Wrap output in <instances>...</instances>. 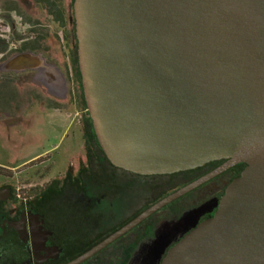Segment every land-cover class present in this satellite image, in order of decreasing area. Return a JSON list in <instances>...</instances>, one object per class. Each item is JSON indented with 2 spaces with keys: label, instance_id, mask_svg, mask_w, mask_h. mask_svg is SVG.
I'll return each mask as SVG.
<instances>
[{
  "label": "water",
  "instance_id": "95a60500",
  "mask_svg": "<svg viewBox=\"0 0 264 264\" xmlns=\"http://www.w3.org/2000/svg\"><path fill=\"white\" fill-rule=\"evenodd\" d=\"M73 15L87 110L114 166L153 175L226 161L67 264L237 163L214 214L161 264H264V0H74ZM168 235L153 240L157 257Z\"/></svg>",
  "mask_w": 264,
  "mask_h": 264
},
{
  "label": "rangeland",
  "instance_id": "374dc122",
  "mask_svg": "<svg viewBox=\"0 0 264 264\" xmlns=\"http://www.w3.org/2000/svg\"><path fill=\"white\" fill-rule=\"evenodd\" d=\"M61 1L62 6L68 11L72 6V0ZM66 29L70 32L75 30L74 18L69 12L66 14L65 21L62 22L56 20L53 14L44 13L34 0H0V108L12 106L11 97L16 99V105L22 104L24 98L29 97H34L37 102L41 101L36 88L39 85L34 88L30 87V90L19 94L14 89L12 81L26 84L32 83L35 78L38 84H42L43 78H46L42 73L48 74V70L56 67L53 64L59 60L70 62L66 70V77L70 81V77L74 76V62L70 57L69 47L75 41V32L73 35L65 37ZM38 36L39 38H37ZM22 46H31L36 50H24ZM34 67L42 68L41 75L37 74ZM26 121L27 119L19 120L16 123L18 127H13L10 131L11 135H14L13 138L16 139L13 140V143H9V138L4 136L3 127L0 126V164L17 165L23 157L27 156L25 154L33 152L37 147L36 144V146L27 147L18 155L15 153L17 135L24 132ZM56 126L55 130L47 128L48 138L39 144V147L50 149L46 161L41 164L33 163L12 168L11 175H14L12 181L16 186L24 190L31 187H43L46 183L61 177L68 169H71V162L77 160L78 152L85 153L80 126H74L70 134L63 138L59 137V130L56 129ZM36 140H40V138ZM42 148L37 149L41 150ZM115 173L119 187L111 189L110 186L102 188L90 186L88 188L90 194L100 198L97 210L103 215V229L119 225L143 208L148 200L154 199V192L148 187L147 177L132 175L121 169L115 170ZM9 175L10 173L7 171L5 174L0 173V183L6 180L8 178L6 176ZM170 178L172 177L165 175L162 179V181H167L164 186L166 189L175 182ZM170 181L173 182L170 183ZM206 189L187 194L184 198L185 209L197 204V195ZM181 201L182 199L177 203L179 204ZM170 211L172 212L169 207L160 212L158 216L168 218ZM95 222L96 219L92 217L84 221L78 218L72 231L78 234L86 233L95 226ZM125 249L128 250V247Z\"/></svg>",
  "mask_w": 264,
  "mask_h": 264
},
{
  "label": "flooded vegetation",
  "instance_id": "af4514ba",
  "mask_svg": "<svg viewBox=\"0 0 264 264\" xmlns=\"http://www.w3.org/2000/svg\"><path fill=\"white\" fill-rule=\"evenodd\" d=\"M72 46L73 43L71 48H73ZM70 53L73 55L74 52L70 50ZM85 158L84 153V158L79 161L78 166L75 167L71 164V169L68 170L77 172ZM225 161L226 159L214 160L197 167L200 169L194 173L193 178L185 176L183 172L186 170L165 174L169 177L171 175L175 176L170 178L171 180L174 179L175 182L168 188V193L212 171ZM244 167L245 163L234 164L159 209L155 212L156 214L169 207L172 212L170 211L168 218H160L158 216L154 229L150 227V224L143 228L141 226L142 221L130 231L78 264H161L162 259L171 246L182 239L199 222L214 214L227 185L240 175ZM6 177L8 178L0 183V264H67L134 217L129 220L126 219L127 221L124 220L117 226L103 229V215L97 210L100 198L97 196V200L94 203L90 201L84 203L83 207L80 208V212L83 214L81 218L83 221L89 219V214L96 213L100 218V224L96 227L93 226L86 233L78 234L72 231L73 226H70L69 230L62 227L60 210L57 211L58 217H56L58 223H53L51 217L46 214L41 202L38 200L42 191H44V187H31L24 190L14 184L12 181L14 175L10 174ZM204 188L207 189L197 195L196 200L198 203L185 209V196L195 191L199 192V190ZM181 199V203L178 204L177 202ZM198 208L199 212L195 217L184 221L178 227L172 228L184 214ZM136 228L137 231L132 233V230ZM160 232L163 234L169 232V235L163 252L157 257L155 251L151 250V245ZM142 235L143 237H141ZM138 239L140 240L136 243ZM125 247H128V250Z\"/></svg>",
  "mask_w": 264,
  "mask_h": 264
},
{
  "label": "trees",
  "instance_id": "16d2710c",
  "mask_svg": "<svg viewBox=\"0 0 264 264\" xmlns=\"http://www.w3.org/2000/svg\"><path fill=\"white\" fill-rule=\"evenodd\" d=\"M34 1L43 9L44 13L53 14L55 16V19L58 21H62V22L65 21L66 14H68V12L69 14H72L74 18L73 15L74 0H72V6L70 7V9H68V11H66L64 6H62L61 0L60 1L34 0ZM74 25H75V19H74ZM74 32L75 30L73 32H70L66 29L65 37H69L73 35ZM37 38H39V36ZM22 47H23L22 49L24 50L25 49L36 50L31 46L30 47L22 46ZM72 47L73 48H71L70 45L69 49L72 52H74L73 55L70 53V57L73 59L74 62L73 72H74V76L76 77L75 85L73 86L75 97L78 103L80 104V106H82L83 109L85 110V127H84L83 138H84L86 158L85 161L79 167L77 172H72L71 170H68L61 177L53 179L52 181L46 183L43 186L44 191H42V194L38 198L39 202H41L42 208L46 211V214H48L51 217L53 223H58L56 218L58 217L57 211L58 210L61 211L60 217H62V221H61L62 227L68 228V230L69 227L70 226L72 227L75 221L78 220L75 219L74 217L76 218L83 217L82 212H80L81 210L80 208L83 207V204L88 201L94 203L97 200V196L91 195L88 192V188L90 186L92 187L95 186L99 188L110 186L111 189L116 186L119 187L115 170L121 169L114 166L107 158L94 131L92 120L87 110V105L84 98L83 87L81 83V74L79 71L78 57H77L76 34H75V41L73 42ZM47 155L32 160L25 165H29L33 163L41 164L43 161L47 160L46 158L48 157ZM39 169L37 170L39 171ZM47 169L48 167L46 168V171ZM198 169L200 168L188 170V171L186 170L183 173H185V176H187V178H193L195 175L194 173H196ZM5 171L11 174L12 168H6L5 166L0 165V173L5 174ZM123 171L132 175L147 177L148 187L150 188V190H152V192H154V199L148 200L143 208L138 210L127 220H129L130 218L141 212L144 208L148 207L157 200L161 199L169 192L168 189L164 187L167 181H162V179L165 177V174L140 175L126 170ZM171 177H175V176L171 175ZM88 216L89 218L92 217L96 219L95 227L100 224V218L96 213H91ZM157 217L158 214L156 213L151 215L148 219L142 222L141 226L144 228V226L150 224V227L154 229L157 222ZM136 231L137 228L135 230H132V233ZM141 237H143V235ZM139 240L140 239H138L136 243H138Z\"/></svg>",
  "mask_w": 264,
  "mask_h": 264
},
{
  "label": "crops",
  "instance_id": "0c3cea01",
  "mask_svg": "<svg viewBox=\"0 0 264 264\" xmlns=\"http://www.w3.org/2000/svg\"><path fill=\"white\" fill-rule=\"evenodd\" d=\"M53 65L56 67L49 69L48 74L42 73L46 77L45 79L43 78L42 84H38L35 78H33L32 83L28 82L26 84L12 81L14 89L19 94L39 85L36 88L42 100L37 102L34 97H29L24 98L22 104L16 105V99L11 97L13 105L8 108H0V126L3 127L4 136L9 138V143H13L15 138H13L14 135H11L10 131H12L13 127H18L16 123L19 120L24 121V119H27L23 128L24 132L17 135L18 140L15 142L16 147L14 148L15 153L18 155L27 147L36 146V144L37 147L33 152L25 154L27 156L23 157L17 165H0L17 168L39 157L49 155L50 149L39 147V144L48 138L47 128L55 130L56 124L60 138L67 137L74 126H80L83 135L85 110L80 106L75 97L73 86L75 85L76 77L71 74L73 78L71 76L70 81L66 77L67 66L70 65V62L62 59ZM34 69L37 74L41 75L42 68L34 67ZM37 138H40V140H36ZM37 148L42 149L39 150ZM83 148L85 152V147ZM83 158L84 153L80 151L77 154V160L75 159L71 164L77 167L79 161Z\"/></svg>",
  "mask_w": 264,
  "mask_h": 264
}]
</instances>
